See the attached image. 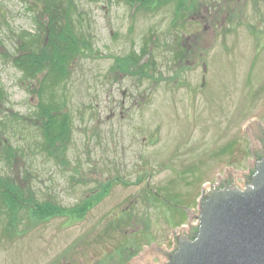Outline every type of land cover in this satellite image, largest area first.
Segmentation results:
<instances>
[{
	"label": "rangeland",
	"instance_id": "1",
	"mask_svg": "<svg viewBox=\"0 0 264 264\" xmlns=\"http://www.w3.org/2000/svg\"><path fill=\"white\" fill-rule=\"evenodd\" d=\"M33 1L0 0V177L29 207L10 221L0 207V264H153L202 186L262 147L264 0H229L214 18L210 0H73L88 46L58 90L71 130L52 154L35 81L13 61L47 22Z\"/></svg>",
	"mask_w": 264,
	"mask_h": 264
},
{
	"label": "water",
	"instance_id": "2",
	"mask_svg": "<svg viewBox=\"0 0 264 264\" xmlns=\"http://www.w3.org/2000/svg\"><path fill=\"white\" fill-rule=\"evenodd\" d=\"M256 140L262 147L253 151L254 163L204 185L198 213L153 264H264V127Z\"/></svg>",
	"mask_w": 264,
	"mask_h": 264
},
{
	"label": "trees",
	"instance_id": "3",
	"mask_svg": "<svg viewBox=\"0 0 264 264\" xmlns=\"http://www.w3.org/2000/svg\"><path fill=\"white\" fill-rule=\"evenodd\" d=\"M34 1L43 4L42 12L47 15V22L44 26H40L38 34L30 35L21 43L20 53L14 57L13 61L26 79L35 81L33 88H35L36 96L39 94V112L36 113L41 119L39 121L43 123L39 126L41 143L44 150L52 154L51 148L64 152L71 130L68 118L62 110L64 101L62 102L58 97V90L68 76L69 65L88 45L83 36L78 37V32L74 28L77 10L73 0ZM168 1L172 0H159L158 4L163 5ZM176 1L180 3L181 9L184 4H188L187 0ZM5 96L0 84V122H2L1 106ZM100 196L91 194L84 200L86 203L75 209L76 212H84L94 205ZM27 204L28 202L21 198L15 186L8 179L0 177V207L7 212L8 220H12L13 209L16 207L22 210L29 209ZM45 205L53 207L48 210H54L53 205ZM34 210L38 211V216L44 217L41 209L37 207Z\"/></svg>",
	"mask_w": 264,
	"mask_h": 264
},
{
	"label": "flooded vegetation",
	"instance_id": "4",
	"mask_svg": "<svg viewBox=\"0 0 264 264\" xmlns=\"http://www.w3.org/2000/svg\"><path fill=\"white\" fill-rule=\"evenodd\" d=\"M210 1H211V3H210L209 7L211 8V14H212V17L214 18L215 12H213V11H215L219 7H220V10L223 9L224 8V4H226V2L229 1V0H210ZM261 1L262 0H260V2ZM218 12H216V13H218ZM186 40H188V37L186 38Z\"/></svg>",
	"mask_w": 264,
	"mask_h": 264
}]
</instances>
